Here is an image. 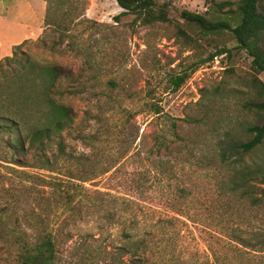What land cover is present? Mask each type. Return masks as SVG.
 Instances as JSON below:
<instances>
[{
	"label": "rangeland",
	"instance_id": "1",
	"mask_svg": "<svg viewBox=\"0 0 264 264\" xmlns=\"http://www.w3.org/2000/svg\"><path fill=\"white\" fill-rule=\"evenodd\" d=\"M156 1L169 6L172 23L144 25L134 15L117 20L123 10L114 0H40L46 29L17 50L73 74L60 90L76 115L63 137L68 152L83 161L67 164L87 180L77 181L86 188L78 197L81 213H60L55 200L39 193L31 202L38 217L46 212L52 221L60 214L56 230L64 239L71 234L59 242L54 264H128L121 248L131 226L120 216L134 208L148 216L149 264H213V234L238 220L248 230L264 228V204L227 197L233 169L264 167V143L247 155L232 150L251 138L249 127L264 123V112L249 108L264 102V72L253 71L252 57L232 33L204 35L181 18L189 11L230 20L240 0ZM13 2L0 0L6 41H15V19L31 26L38 13L36 2L21 8ZM217 4L226 6L219 12ZM221 49L227 53L204 63ZM186 75L176 90L174 79ZM153 103L161 115L150 111ZM221 149L230 157L226 164ZM260 182L251 181L258 197ZM0 264H18L13 249L0 251Z\"/></svg>",
	"mask_w": 264,
	"mask_h": 264
},
{
	"label": "trees",
	"instance_id": "2",
	"mask_svg": "<svg viewBox=\"0 0 264 264\" xmlns=\"http://www.w3.org/2000/svg\"><path fill=\"white\" fill-rule=\"evenodd\" d=\"M114 1L123 10L117 20L134 15L136 21L144 25L172 23L169 6H162L156 0ZM216 6L221 12L226 4ZM232 13L230 20L210 19L189 11L181 12V18L204 35L232 33L239 47L252 57L253 71L257 75L263 73L264 0H240L237 12ZM233 21L237 24L233 25ZM24 43L14 48L12 56L0 60V251L13 249L18 264H54L59 255V242L68 241L71 234L62 238L55 226L60 214L52 221L46 212L38 217L31 202L39 193L42 198L55 200L60 213L70 212L75 218L81 213L78 197L86 188L77 181L87 180L78 178L67 164L83 161L82 157L68 152L63 137L75 124L76 115L73 108L63 102L60 90L63 82L73 78V74L61 65L41 64L29 55L18 54L17 50ZM225 53L227 50L221 49L204 63ZM187 78V75L175 78V89ZM149 107L154 114H162L158 104ZM249 108L264 112V102L249 104ZM177 127L173 123V128ZM247 132L251 138L232 148L237 155L250 154L264 143V123L249 127ZM218 156L223 164L230 158L226 149H221ZM110 171L107 169L104 173ZM257 178L263 185L259 197L251 189L252 179ZM227 187L230 202L242 204L249 199L253 207L261 206L264 204V167L233 169ZM221 188L226 197V180ZM124 212L120 222L129 223L131 230L126 232L127 244L121 250L129 255L128 264H149L151 252L147 236L150 233L144 228L148 216L135 208L125 212L126 215ZM160 221L169 224L173 218H160ZM236 225L213 234L215 241L208 244L213 264H264V228L248 230L242 227L241 220Z\"/></svg>",
	"mask_w": 264,
	"mask_h": 264
},
{
	"label": "crops",
	"instance_id": "3",
	"mask_svg": "<svg viewBox=\"0 0 264 264\" xmlns=\"http://www.w3.org/2000/svg\"><path fill=\"white\" fill-rule=\"evenodd\" d=\"M29 1L36 2L38 4V13L35 16V18H32L31 26L22 24L21 22H19L20 21L19 18L13 21L11 25L14 28V36H16L15 41H6V39L4 38L5 33L3 31V28L4 25L8 23V20L4 17L0 19V60L12 56L14 52V48L16 46L30 39L39 38L46 29V27H44L43 25L45 24L46 26L45 21L47 15L45 16L44 21H42V18H44L43 17L44 15H42V13L44 14L43 12L44 10H41V6L44 7V3L39 4L38 1L40 0H14L13 3H17V5H19L21 8L23 6L22 4L23 2H29ZM20 34H24V35L19 37Z\"/></svg>",
	"mask_w": 264,
	"mask_h": 264
}]
</instances>
